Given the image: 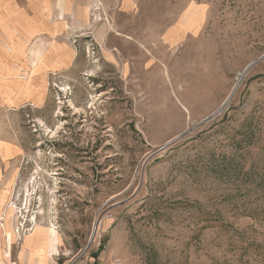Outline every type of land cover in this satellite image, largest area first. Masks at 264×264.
<instances>
[{
    "label": "rangeland",
    "instance_id": "obj_1",
    "mask_svg": "<svg viewBox=\"0 0 264 264\" xmlns=\"http://www.w3.org/2000/svg\"><path fill=\"white\" fill-rule=\"evenodd\" d=\"M139 2L74 59L0 28V264L38 226L64 264H264V0Z\"/></svg>",
    "mask_w": 264,
    "mask_h": 264
},
{
    "label": "crops",
    "instance_id": "obj_2",
    "mask_svg": "<svg viewBox=\"0 0 264 264\" xmlns=\"http://www.w3.org/2000/svg\"><path fill=\"white\" fill-rule=\"evenodd\" d=\"M139 4V0H0V28L11 38L17 35L25 41H34V44L48 43L40 47V58L74 59L77 52L62 37L92 29L96 31L98 43H105L111 23L120 27L123 20L136 14ZM97 12L99 16L93 20ZM163 40L171 45V30ZM149 60L145 62L146 66ZM56 230L38 226L27 234L13 264L67 262V254L61 249L60 234ZM111 252L102 245L85 258L84 264H107Z\"/></svg>",
    "mask_w": 264,
    "mask_h": 264
},
{
    "label": "built area",
    "instance_id": "obj_3",
    "mask_svg": "<svg viewBox=\"0 0 264 264\" xmlns=\"http://www.w3.org/2000/svg\"><path fill=\"white\" fill-rule=\"evenodd\" d=\"M93 20H96V16H93ZM91 243H89L85 249L81 250L79 253L75 255V257L67 264H84L85 258L90 251ZM112 255L110 257V261L107 264H122L121 259L115 255V252H111Z\"/></svg>",
    "mask_w": 264,
    "mask_h": 264
},
{
    "label": "bare ground",
    "instance_id": "obj_4",
    "mask_svg": "<svg viewBox=\"0 0 264 264\" xmlns=\"http://www.w3.org/2000/svg\"><path fill=\"white\" fill-rule=\"evenodd\" d=\"M236 88L237 87H235V89L232 91L231 95L228 97L227 101L224 103L222 109H224L227 106V104H228L227 102H228L229 98L231 99V97L233 96L234 92L236 91ZM100 223H101V220H99L96 225L99 226ZM95 229H96V227H95ZM95 235H97V234H94V237H95Z\"/></svg>",
    "mask_w": 264,
    "mask_h": 264
},
{
    "label": "water",
    "instance_id": "obj_5",
    "mask_svg": "<svg viewBox=\"0 0 264 264\" xmlns=\"http://www.w3.org/2000/svg\"><path fill=\"white\" fill-rule=\"evenodd\" d=\"M260 60V59H259ZM256 62H253V63H251L249 66H247L246 67V69H245V71H247L251 66H253L254 64H255ZM230 99V98H229ZM217 112H215V113H213L210 117H208V118H206L205 120H208V119H210L212 116H214L215 114H216ZM179 137H181V135L179 136ZM179 137H177V138H179ZM176 138V139H177ZM174 141V140H173Z\"/></svg>",
    "mask_w": 264,
    "mask_h": 264
}]
</instances>
